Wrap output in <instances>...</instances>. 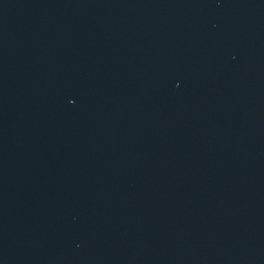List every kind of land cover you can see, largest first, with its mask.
I'll return each instance as SVG.
<instances>
[{"label": "water", "instance_id": "water-1", "mask_svg": "<svg viewBox=\"0 0 264 264\" xmlns=\"http://www.w3.org/2000/svg\"><path fill=\"white\" fill-rule=\"evenodd\" d=\"M0 264H264V0H0Z\"/></svg>", "mask_w": 264, "mask_h": 264}]
</instances>
